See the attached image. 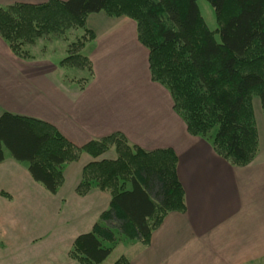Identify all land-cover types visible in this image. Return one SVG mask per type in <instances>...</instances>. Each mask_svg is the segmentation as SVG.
Wrapping results in <instances>:
<instances>
[{"label":"trees","instance_id":"trees-1","mask_svg":"<svg viewBox=\"0 0 264 264\" xmlns=\"http://www.w3.org/2000/svg\"><path fill=\"white\" fill-rule=\"evenodd\" d=\"M207 1L215 14L214 31L206 26L196 0L14 2L0 7V37L23 58L24 46L37 38L81 28L84 34L68 44L59 64L91 75V61L80 52L94 39L87 16L102 11L108 17L132 19L137 39L147 50L150 79L169 92L172 109L187 132L211 138L217 155L243 166L258 151L254 97L264 117V0ZM4 148L15 161L26 162L32 179L52 194L63 183L66 164L82 153L91 157L75 192L85 195L97 188L109 194V204L91 229L72 242L68 255L80 264H102L117 243L116 234L147 245L167 213L185 209L177 155L170 147L144 150L120 132L78 146L49 122L2 111L0 161ZM109 149L115 158H101ZM112 264L130 262L121 255Z\"/></svg>","mask_w":264,"mask_h":264},{"label":"crops","instance_id":"crops-1","mask_svg":"<svg viewBox=\"0 0 264 264\" xmlns=\"http://www.w3.org/2000/svg\"><path fill=\"white\" fill-rule=\"evenodd\" d=\"M101 12L86 18L87 28L94 32L90 44L98 42L93 46L98 53H103L100 51L105 48L98 40L103 31L92 22V16H99ZM98 18L103 25L107 24L106 17ZM131 26L134 28L135 24ZM134 42L132 53L142 59L147 82V50L141 58L139 47L142 45L136 31ZM12 54L0 37V55L8 59V65L0 67V112L47 121L78 146L121 131L131 143L143 149L171 147L175 151L177 175L184 191V211L167 213L145 246L121 241L124 250L119 256H125L130 264H264V133L262 189L258 196L245 199L241 188L236 186L238 177L259 159L261 146L258 145L256 155L248 164L231 165L214 152L208 140L187 132L184 122L172 109L170 95L158 101V107L148 104L145 111L139 110L138 96L144 94L137 87L139 78L132 87L130 83H123L122 91L116 82L105 90L102 85L87 82L79 87L73 83L62 84L53 75L54 68L22 65L20 62L36 60L24 58L18 62ZM90 60L93 68L99 69ZM87 156L82 153L78 160L66 164L59 190L44 196L53 198L57 216L70 203L67 213L72 221L54 220L49 226L39 222L28 225L27 211L16 213L8 208L7 204L14 201L22 186L34 185V180L27 168L13 158L4 157L0 161V264H80L68 255L72 242L78 234L91 229L109 204V194L105 191L94 189L84 196L75 192L80 174L77 169L82 161L89 162ZM71 173L74 177L68 180ZM66 190L71 191L68 196ZM2 192L10 198L6 199ZM77 219L82 220L74 225ZM69 223L73 226L68 227ZM115 259L109 263L105 259L102 264H112Z\"/></svg>","mask_w":264,"mask_h":264},{"label":"rangeland","instance_id":"rangeland-1","mask_svg":"<svg viewBox=\"0 0 264 264\" xmlns=\"http://www.w3.org/2000/svg\"><path fill=\"white\" fill-rule=\"evenodd\" d=\"M13 1L14 0H0V7H3L4 5L9 3L11 4V2L14 3ZM23 1H28L29 3V2H39L43 0H21L15 2H23ZM196 4L201 16L203 17L206 23V26L210 31H214L217 27V23L212 6L209 4L207 0H196ZM92 17H94L92 22L95 24V26L103 31L99 33L100 35L98 36V40H100L99 45H103L105 46V48H103L100 51V52L104 51L103 53H98V50L93 48V46L98 44V42L94 41L93 44H90V41H88L85 43L83 49L80 51L83 55L87 56L89 60L92 58V60L96 63V66H99V69L98 68L95 69L93 68L92 65L91 75L88 73L86 69L75 68L72 66H62L59 64V61L68 54L67 51V48L69 47L68 44L72 41H75L77 37L82 36L84 34V30L81 28L70 29L69 31H66L63 36L57 34L56 35L51 34L37 38L34 43L28 44L24 46V48L22 49V51H25L24 56L27 55L26 57L21 58L19 56H15L17 58H14V60L19 62L21 61V59L24 61V58L26 60L35 59L36 62H20V63L22 65H41V66L44 65L50 68H54L55 73H53V75L58 77L60 83L62 84L73 83L76 84L78 87L81 84L87 82V84L102 85L103 90H105L108 86L110 87L112 85L111 83L116 82L118 89H121L122 91V88L124 87L123 83L124 84L130 83V87H132L133 84L135 85L134 80H138L139 78L140 85H138L137 87L138 90L143 91L144 94H142L141 97L138 96L137 102L141 104V106H138V109L145 111V107H148V104H150V106L158 107V101L160 100L163 101L164 99L163 97L167 96L166 94L169 95V92L165 90L162 85L160 86L159 83L157 84V82L150 80V75L148 70L146 73V77L148 76L147 82H146V78H144L143 71H145V69H143L142 59L138 58L136 54L132 53V49L135 43L134 41H135L136 30H135V26L133 28V26L131 25L132 23H134V21L126 16H121L118 18L108 17L105 16L103 12H101L99 16H92ZM98 17H106L107 24L103 25L102 21H100ZM214 39L217 42L220 41L219 35L216 32H214ZM139 50L142 58L143 52L146 51V48L140 46ZM7 60L8 59L3 57V55H0V67L8 65ZM94 69H95V73H94ZM123 79H125L124 82ZM252 105H253L254 117L256 121L258 145L261 146V149H260L259 159L256 160L255 163L252 166H250V168H246L248 170L247 172L244 173V175L238 177L239 182L238 184H236V186L238 188H241L240 192L245 196V199H248V197L251 195L252 198L254 196H258L259 190L262 189L261 157H262V133H264V117L258 97L253 98ZM113 132L122 133L121 131H113ZM214 132L215 130L213 129L210 132V135L212 136ZM94 139H98V138H94ZM204 139L208 140L211 138H204ZM127 141L130 144H135V143H131L128 139ZM208 142L211 143V140H208ZM144 150H148V149H144ZM3 152H4V157H10L8 151L5 148L3 149ZM101 158H107V159L115 158V153L113 149H109V151L103 154ZM87 159L92 160L91 157L89 156H87ZM86 162L87 160L82 161V166L81 167L79 166V168L77 169V172L80 173L78 177V182L81 178L82 168L84 166V163L86 164ZM18 163L24 165L27 168L26 162H18ZM79 165L81 164L79 163ZM67 177L68 180L72 179L74 177V173H71L70 176ZM63 181H64V168H63ZM33 182L34 185L28 183L27 185L22 186V190L19 193H17V196L14 199V201L7 204L8 208H11V211H14L16 213L20 211H27L26 220L28 225L39 222V224L42 226H49L54 222V220H61V219L70 220L67 213L68 205H70V203L69 204L67 203L65 206L61 208L58 216L55 215L56 209H53V204L55 203L53 201V198L46 197L47 198L46 199L44 197L45 195L50 194V192H47L44 189V187L35 180ZM78 182L76 183V185L78 184ZM76 185L74 187H76ZM94 189L97 188L90 189L86 194H88L91 190ZM70 193L71 191L68 190L65 191V194L67 196ZM2 194L4 195V197H6V199L10 198V196L7 195L5 192H2ZM78 196H84V195H78ZM24 207L26 209L21 210ZM81 220L82 219L75 220L74 225H76V223ZM71 221L72 220H70V222ZM67 225L68 227L73 226V224L71 225V223ZM115 232L117 233L116 230ZM116 237H117V243L115 244V248H113L112 252L108 255V257L106 258L107 260H105V263H109L112 259L117 258L120 255V253L123 252L124 248H123V243L121 241H124L126 243L129 242L123 240L117 234Z\"/></svg>","mask_w":264,"mask_h":264}]
</instances>
